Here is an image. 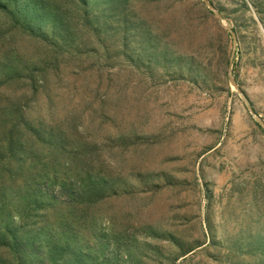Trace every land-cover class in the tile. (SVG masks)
<instances>
[{"label":"rangeland","instance_id":"1","mask_svg":"<svg viewBox=\"0 0 264 264\" xmlns=\"http://www.w3.org/2000/svg\"><path fill=\"white\" fill-rule=\"evenodd\" d=\"M45 1L61 29L0 12V107L23 96L45 139L19 163L48 207L28 237L88 264H264V0Z\"/></svg>","mask_w":264,"mask_h":264},{"label":"trees","instance_id":"2","mask_svg":"<svg viewBox=\"0 0 264 264\" xmlns=\"http://www.w3.org/2000/svg\"><path fill=\"white\" fill-rule=\"evenodd\" d=\"M61 1L72 3L73 0ZM55 9L58 11L61 7L57 6ZM48 11L50 9L45 0H0V12L11 16L13 20H19V13H24L30 18H49L56 28L61 29L64 26L62 17L49 15ZM23 98L20 96L15 101H6V104L0 107L2 111L0 114V264H88L89 257L85 256L74 241L66 237L64 239L49 237L42 247L41 245L38 247L36 237H28L31 235L30 229L27 228L30 224L29 220L36 217L44 221L43 215L34 214L33 211L44 210L42 206L45 208V203L38 197H33L31 188L36 186L38 190L37 185L43 176L21 177L23 167L20 164L26 161L24 156L26 144H40L45 142V139L32 125L25 124L26 112L21 110V105L18 103ZM12 164H14L13 169ZM52 172L55 173L54 170ZM17 182H20L22 188L16 184ZM30 188L31 192H29ZM99 190L96 184L91 185L90 188L82 186L78 189L76 197L71 199V204H94L105 197L99 193ZM9 194L17 196L19 209L14 213L17 217L26 220L22 225H13L11 205L8 202ZM43 247L44 253L38 251Z\"/></svg>","mask_w":264,"mask_h":264},{"label":"water","instance_id":"3","mask_svg":"<svg viewBox=\"0 0 264 264\" xmlns=\"http://www.w3.org/2000/svg\"><path fill=\"white\" fill-rule=\"evenodd\" d=\"M203 2H204L209 8L213 9V8L211 7V5H209V3L207 2V0H203ZM213 12L215 13V15H216L217 17H219V15H218V13H217L216 11L213 10ZM232 85H233L235 88H237V86H236V84L234 83V81H232Z\"/></svg>","mask_w":264,"mask_h":264}]
</instances>
